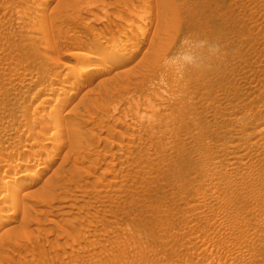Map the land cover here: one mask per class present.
Masks as SVG:
<instances>
[{
  "label": "rangeland",
  "instance_id": "374dc122",
  "mask_svg": "<svg viewBox=\"0 0 264 264\" xmlns=\"http://www.w3.org/2000/svg\"><path fill=\"white\" fill-rule=\"evenodd\" d=\"M0 157V264H264V0H0Z\"/></svg>",
  "mask_w": 264,
  "mask_h": 264
},
{
  "label": "bare ground",
  "instance_id": "6f19581e",
  "mask_svg": "<svg viewBox=\"0 0 264 264\" xmlns=\"http://www.w3.org/2000/svg\"><path fill=\"white\" fill-rule=\"evenodd\" d=\"M42 5V4H41ZM137 28V30L142 34L143 33V35L145 34V29H147V28H141L140 26H137L136 27ZM138 32V33H139ZM137 33V32H136ZM136 35V34H135ZM135 35H132V37H127L126 39H125V43H126V46L127 45H129V46H132V49L129 51V52H126V51H124V48H121L120 46V48H116V49H109V50H107V49H105V48H103L102 46L101 47H99V45H101L100 43H95L93 46L95 47V48H97V49H99V51L97 52V53H95V54H98L99 52H102L105 56V58L109 61V64H110V66L109 67H111L112 68V66L113 67H117V66H119V65H122V64H124L125 62H127V61H129L135 54H136V51L140 48V46L142 45V40L143 39H141L138 43H136L135 44V42H134V39H135ZM60 38V37H59ZM143 38V37H142ZM124 39V38H123ZM122 39V40H123ZM53 40V39H52ZM82 42V41H81ZM9 43V42H8ZM115 44V43H114ZM135 44V45H134ZM61 45V44H60ZM78 45V44H77ZM84 45V44H83ZM117 46V45H116ZM129 46H127V47H129ZM94 47H93V49H94ZM109 47V46H108ZM142 48V47H141ZM126 49V48H125ZM95 52H96V49H95ZM124 52V53H123ZM139 53V52H138ZM94 54V55H95ZM101 56L103 55V54H101V53H99ZM98 54V55H99ZM132 54V55H131ZM187 56V55H186ZM94 57V56H93ZM97 58H99V57H97ZM91 60H92V58H91ZM95 60H96V58H95ZM99 60V59H98ZM90 61V60H89ZM107 61V62H108ZM95 62V61H94ZM101 62V61H100ZM103 62H105L106 63V61H104L103 60ZM96 63V62H95ZM104 63V64H105ZM185 63V62H184ZM92 64H94L93 62H92ZM99 64V63H98ZM69 65V64H68ZM61 66L63 67H66L67 65H65V64H61ZM89 66V65H88ZM99 66V65H98ZM70 67V66H69ZM68 67V68H69ZM92 67V66H91ZM96 68V67H95ZM181 68V67H180ZM180 68H178V69H180ZM67 69V68H66ZM71 69H72V67H71ZM74 69V68H73ZM76 69V68H75ZM74 69V70H75ZM108 69H110V68H108ZM69 70V69H68ZM85 70V69H84ZM181 70V69H180ZM70 71V70H69ZM179 71V70H178ZM71 73H74V72H76V71H74L73 72V70L72 71H70ZM103 72H106V74H107V70L105 71V69H104V71ZM85 74H80L79 72L76 74H74L75 76H72L70 79H71V81H69V84H67V85H65L64 87H62V90L56 95V97H55V101L56 102H59V105L61 106V107H63V106H65V104L68 102V100H64L63 99V97H64V95L65 94H67V95H72V94H76L79 90H80V88L82 89V88H84V86L86 85V82H88L90 79H92L94 76H96L95 74H97V72L93 69V70H91V68L89 69L88 68V71H86L85 70V72H84ZM68 74H70V73H68ZM67 74V75H68ZM211 75V74H210ZM19 76V75H18ZM67 77V76H66ZM68 78H69V76H68ZM102 80V79H101ZM117 82V81H116ZM11 83V82H10ZM64 84V83H63ZM52 88V87H51ZM50 89V88H49ZM49 97V96H48ZM47 97V98H48ZM66 99V98H65ZM139 99V98H138ZM43 100H44V98H43ZM47 100V99H46ZM132 100V99H131ZM134 101V100H133ZM143 102V101H142ZM41 103V102H40ZM147 103V102H146ZM145 103V104H146ZM44 104V103H43ZM140 104V103H139ZM148 104H151V103H148ZM147 104V105H148ZM59 105H57V107H59ZM141 105V104H140ZM146 105V106H147ZM139 106V105H138ZM138 106H135V107H138ZM144 106V105H143ZM151 106H152V104H151ZM150 106V107H151ZM145 107V106H144ZM146 108V107H145ZM51 109V108H50ZM136 109V108H135ZM54 110H52L51 112H53ZM33 112V111H32ZM56 112H57V110H56ZM55 111H54V113H56ZM54 113H51V114H49L50 116L48 117V119L49 120H52L54 117ZM85 115V114H84ZM57 116V115H56ZM38 117V116H37ZM48 120V121H49ZM54 120H55V118H54ZM47 121V120H46ZM56 121H57V118H56V120L55 121H53V122H55L56 123ZM62 121V120H61ZM49 122H52V121H49ZM73 122V121H72ZM76 122V121H75ZM36 123V122H35ZM39 123V122H38ZM55 123H54V126L51 124V123H49V125L51 124V126H53V129H55L54 127H56L57 125H55ZM62 123V122H61ZM44 124V123H43ZM42 125V124H41ZM46 126V125H45ZM47 126H48V124H47ZM71 126V125H70ZM74 126V125H73ZM41 127V126H40ZM58 127V126H57ZM47 128V129H46ZM44 127L42 130H43V132H46V133H48V136H47V134L46 133H44V134H46L45 136H47V139L48 140H46V139H44L43 137H42V140L44 139V140H46V141H43V143H42V146H41V150L40 151H43L42 153H44L45 155L47 154V156H45V157H41L40 159L42 160V162H40L39 164H38V167H37V169H36V172H38V174H42V173H46L50 168H52V166H53V164L57 161V159L59 158V156H60V153H61V151H63L62 150V148H64V146H63V142H65V141H63V140H61V139H63L64 137H62L65 133H63L64 131H62L61 129V131L59 132H57V131H55L54 130V132L56 133H59L60 134V136L62 137L61 139L59 138V137H55V133L52 131V132H50V130H49V127ZM50 128H52V127H50ZM61 128H62V126H61ZM39 129V128H38ZM46 129V131H44ZM58 129H59V127H58ZM52 130V129H51ZM57 130V129H56ZM66 130V129H65ZM68 130H71V129H69L68 128ZM67 132V131H66ZM75 132V131H74ZM63 133V134H62ZM40 136V135H39ZM50 136V137H49ZM65 136V135H64ZM74 136H76V135H74ZM70 137H72V136H70ZM51 138V139H50ZM72 140V139H71ZM63 141V142H62ZM44 142H46V143H44ZM72 142H75V141H72ZM34 144V143H33ZM65 144V143H64ZM116 146V145H115ZM119 147V146H118ZM29 148H31V147H29ZM26 150V149H25ZM28 150H30V149H27V153L29 154V151ZM12 151V150H11ZM14 151V150H13ZM12 151V152H13ZM5 152V151H4ZM25 152V153H26ZM46 152V153H45ZM24 153V152H23ZM23 153H21V155H24ZM26 153V154H27ZM32 153V152H31ZM63 153V152H62ZM11 154V153H10ZM10 154H8V155H10ZM27 154V155H28ZM14 155V154H13ZM12 155V156H13ZM21 155L19 154V156L21 157ZM30 155V154H29ZM11 156V157H12ZM19 156H17V157H19ZM44 156V155H43ZM15 157V156H14ZM25 157H27V156H25ZM1 158V157H0ZM14 159V158H13ZM60 159V158H59ZM18 160V159H17ZM23 160V159H22ZM21 160V161H22ZM25 160V162H26V158L24 159ZM39 160V159H38ZM40 160V161H41ZM4 161V160H3ZM7 161V160H6ZM14 161V160H13ZM20 161V162H21ZM24 161L22 162V163H18V164H14L15 166H13L14 168H13V170L15 169V168H21V167H23V166H25L26 167V163H25ZM6 163H8V162H6ZM11 163V162H10ZM34 163V162H33ZM29 164H31L32 165V162L30 163L29 162ZM28 164V165H29ZM5 165V164H4ZM9 165V164H8ZM13 165V164H12ZM27 165V166H28ZM5 166H7V164L5 165ZM10 166V165H9ZM9 166L7 167V168H9ZM11 167V166H10ZM56 167V166H55ZM6 168V169H7ZM29 168V167H28ZM9 170V169H8ZM21 170V169H20ZM52 170V169H51ZM50 170V171H51ZM54 170V169H53ZM6 172H8L7 170H5ZM7 174V173H6ZM10 174V173H9ZM26 174V173H25ZM7 176V175H6ZM10 176V175H9ZM21 176H22V174H21ZM56 176H57V174H56ZM15 176H13V178H14ZM53 177V176H52ZM10 178H11V176H10ZM20 178V177H19ZM9 179V178H8ZM8 179H6L7 181H8ZM17 179H18V177H17ZM39 176H37L35 173H31V175L29 176V177H27L22 183H23V185L24 186H28V187H30V186H33V185H35L39 180ZM0 180H2V179H0ZM13 181V180H12ZM43 181V180H42ZM1 182H3V181H1ZM0 182V183H1ZM4 182H6V181H4ZM10 182V181H9ZM10 183H12V182H10ZM52 184V183H51ZM54 184V183H53ZM1 185V184H0ZM2 186V185H1ZM7 186V185H6ZM10 186V185H9ZM12 187H11V189L9 190V189H7V190H9L8 191V193H13L14 192V190L15 189H12L13 188V185H11ZM1 188V187H0ZM7 188H9V187H7ZM15 188V187H14ZM17 190V189H16ZM44 190L45 191H48V188L46 189V187L44 188ZM82 191V190H81ZM6 192V191H5ZM4 192V193H5ZM4 193H2V195L1 196H6V195H3ZM8 195V194H7ZM10 196L12 195H14V194H9ZM4 199V198H3ZM1 200H2V198H1ZM12 198H10L9 200L8 199H6L5 201L3 200V202H0V211L2 210V211H4L3 213H1L2 215H0V225L1 224H5V223H7V222H12V218H11V213H6V211H7V208H8V206L10 205V204H12ZM10 212V211H9ZM15 213V212H14ZM13 212H12V216H14L15 214H14ZM19 213V212H18ZM24 213V212H23ZM7 214V215H6ZM21 214V213H20ZM17 215V214H16ZM9 230V229H8Z\"/></svg>",
  "mask_w": 264,
  "mask_h": 264
}]
</instances>
